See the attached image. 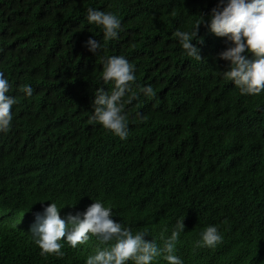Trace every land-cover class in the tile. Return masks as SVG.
Here are the masks:
<instances>
[{
  "label": "trees",
  "instance_id": "1",
  "mask_svg": "<svg viewBox=\"0 0 264 264\" xmlns=\"http://www.w3.org/2000/svg\"><path fill=\"white\" fill-rule=\"evenodd\" d=\"M217 3L0 0V72L17 99L12 127L0 134V264H86L110 245L90 236L76 248L61 241L63 257L42 256L30 227L50 202L69 205L60 210L64 218L96 200L161 248L162 232L143 230L116 208L167 228L165 236L184 216L173 253L183 264H264V93L242 96L223 78L227 62L218 54L228 45L204 25L197 44L203 61L185 56L174 37ZM89 8L118 15V40L104 42L87 22ZM89 38L101 41L100 54L87 50ZM112 55L136 69L124 141L88 120L94 90L111 91L101 80V56ZM148 85L154 98L139 91ZM9 202L28 208L21 214ZM208 225L223 235L214 249L196 246ZM153 264L168 262L157 257Z\"/></svg>",
  "mask_w": 264,
  "mask_h": 264
},
{
  "label": "clouds",
  "instance_id": "2",
  "mask_svg": "<svg viewBox=\"0 0 264 264\" xmlns=\"http://www.w3.org/2000/svg\"><path fill=\"white\" fill-rule=\"evenodd\" d=\"M87 22L102 31L105 43L118 40L122 23L117 14L102 10L87 9ZM204 25L210 33L223 38L228 45L218 54V59L227 62V70L221 75L230 81L244 95L256 96L264 93V0H218L205 18L199 15L194 27L189 31L177 30L174 37L183 49L184 55L195 61H203L197 44L203 39L198 37L199 27ZM196 41V44L193 43ZM85 47L93 55L102 51L101 41L89 38ZM103 85L94 92L93 111L89 124L102 126L112 135L124 141L129 136V117L125 105L130 104L137 96L132 93L136 83L135 65L125 56H101ZM12 85L3 72H0V134L9 133L13 121V106L17 103L15 96L10 95ZM26 96L33 94V88L25 85L22 89ZM148 98L155 97L151 85L139 88ZM69 205H58L50 202L41 212L35 214L30 227L33 242L41 250V255L63 257L61 251L67 242L72 248L86 243L94 236L102 245L94 255L86 259V264H153L157 257H163L168 264H183L182 259L173 254L181 233L185 232L184 216L178 218L170 235L164 233L159 247L154 239L146 240L147 232L133 234L130 227L123 226L113 219V211L101 201L91 203L83 212L60 216V210ZM73 206V205H71ZM111 242V243H110ZM223 242V235L215 225H208L200 232L197 247L214 249Z\"/></svg>",
  "mask_w": 264,
  "mask_h": 264
},
{
  "label": "rangeland",
  "instance_id": "3",
  "mask_svg": "<svg viewBox=\"0 0 264 264\" xmlns=\"http://www.w3.org/2000/svg\"><path fill=\"white\" fill-rule=\"evenodd\" d=\"M5 204H6V202L5 203H3V201L0 202V207L2 205H5ZM16 204L18 205L17 206V209H19L20 213L21 214H24L23 212H26V210L28 208V204L9 202L8 208L15 207ZM2 210L3 209H1V211ZM116 210H117L118 214H120L121 216H123L125 219L130 220V221H133L134 224H136V225H139L140 224V226H141V228L143 230H152V231H154L156 233H160V232H163V230L165 229V228L163 229L162 227L159 228L158 226L153 225V224H151L149 222L148 223H139L136 218L132 217L130 214H128L127 212L123 211V209L120 208V210H119L118 208H116Z\"/></svg>",
  "mask_w": 264,
  "mask_h": 264
}]
</instances>
